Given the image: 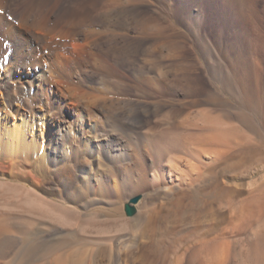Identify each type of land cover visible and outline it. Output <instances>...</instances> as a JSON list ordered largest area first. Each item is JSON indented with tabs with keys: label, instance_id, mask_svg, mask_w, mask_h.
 Returning <instances> with one entry per match:
<instances>
[{
	"label": "bare ground",
	"instance_id": "obj_1",
	"mask_svg": "<svg viewBox=\"0 0 264 264\" xmlns=\"http://www.w3.org/2000/svg\"><path fill=\"white\" fill-rule=\"evenodd\" d=\"M18 1L0 0V199L4 201L17 192L22 199L18 203L0 202V249L10 242H36L46 234L40 225L56 227L51 220L58 221V226L71 223V207H57L40 196L50 188V181H55L68 202H86L87 195H92L90 203L96 217L106 218L99 224L116 225L112 231L119 245L139 249L141 264H264V236L260 232L254 233L247 247V259L239 258L230 238L224 237L232 235L230 225L236 216L249 213V205L232 209L228 193L232 192L230 186H224L225 181L210 190L208 185L204 187L208 179L200 165L210 162L204 169L209 174L217 164L234 159L232 146L223 148L219 144L232 130L228 126L220 132L217 127L220 118L226 119L222 113L192 109L201 103L200 95L194 93L200 88L193 84L197 69L179 58L185 42L204 56L219 57L203 33L208 21L217 31L212 42L232 45L230 38L224 42L221 37L225 30L241 37L247 46L250 15L246 0H31L14 15L11 10L18 9ZM150 8L159 10L161 16ZM88 26L94 29L80 31ZM184 31L191 34L190 39ZM101 46H108L114 56L128 55L131 63H136L139 55L149 62L158 53L161 61L154 65L155 77L143 74L140 81L147 88L164 91L170 88L166 77L173 76L171 91H180L187 83L194 85L190 87L195 90L189 94L191 99L174 110L166 101L141 105L111 98L120 85L103 73L126 66L105 61L103 67H97L94 50L101 51ZM237 60L232 61L230 74L250 93L246 85L252 82L251 64L247 58ZM245 62L248 64L243 65ZM87 67L91 74L85 71ZM230 74L225 73V77ZM207 93L212 99V91ZM149 111L156 121L167 125L153 126ZM119 135L130 139V145L121 143ZM72 168L79 173V186L73 185L78 177ZM188 175L191 178L185 186ZM152 187L156 190L149 192ZM186 187L194 189L193 197ZM145 208L147 211L142 212ZM215 212L219 219L216 224H205L201 219ZM186 218L191 221L185 222ZM93 224L86 222L78 231L53 239V243L62 247L74 239L89 240L86 229ZM222 224L224 238L215 233ZM136 225L139 234L129 238L128 232L136 230ZM99 230L103 235L112 232ZM148 231L153 235L146 241L144 234ZM194 235L195 240H189ZM185 241L186 248L180 249L178 244ZM42 246L31 244L23 258L32 259ZM170 249L172 254L165 255ZM102 252L76 248L68 255L57 254L45 264H84ZM151 257L156 259L151 261ZM108 258V264H112L113 257ZM91 264L102 263L94 259Z\"/></svg>",
	"mask_w": 264,
	"mask_h": 264
},
{
	"label": "rangeland",
	"instance_id": "obj_2",
	"mask_svg": "<svg viewBox=\"0 0 264 264\" xmlns=\"http://www.w3.org/2000/svg\"><path fill=\"white\" fill-rule=\"evenodd\" d=\"M1 1L4 3L5 0H1ZM29 1H31V0H26V1L25 0H21V1L19 0L16 3L17 4L16 7L18 9H16V10L12 9L11 11L15 15L16 14L15 12L17 10H21L23 7H25V5ZM23 3L24 4L26 3V4L23 5ZM246 6H248L247 10H248L249 15H250V17H249L250 18V20H249L250 27L248 29V35L249 36H248L247 46L244 45V42L242 41L241 37H238L234 34L229 35V33L225 32V30H222V29H221L222 31L220 34H221V37H224V39H225L224 42H226L227 38L228 39L230 38L229 40L232 43V45H230L228 42H226V44H227L226 46L224 44L219 46L218 42H216V41L212 42L213 38H211V37H214L216 35L217 31H215L214 28L210 27V24L208 21L205 25L203 33L206 34V36H205L206 40L210 42V49L216 53V56L219 55V57L215 56L216 57V59H215L213 56H204L201 53L194 51L193 44H191V43L188 44L186 42L182 44L183 45L182 47L184 49V51H183L184 53L181 52L182 53V54L180 53L181 56L179 55V58L181 60L187 61L186 63L189 67H193V69L194 68L197 69L196 72H197L198 78H196V80H198V81L195 80L193 84L196 87H200V88H199V91H196L194 93L198 94V96L200 95L199 99L201 100V103L192 109L194 111L195 110H201V109H208V110H211V112H213V113H219V114L222 113V115H225L226 119L220 118L218 120L219 125H217V127L219 126L218 128L220 129V132H223L224 129L226 131V128L228 126H229V128L231 127V130H232L231 131L232 133L230 134L231 136L229 135L231 138L228 136V139H227L226 138L227 136H225L224 140H221L219 142V144L221 147L232 146V150H231L230 154L231 153L234 154V159H232L233 162H232V160L231 161L229 160V161L225 162L224 164H221L223 162L222 161L220 164H217L216 168L209 171V174L206 173L207 171H205L204 169H205V167L209 166L210 162H202L200 166L203 165L204 169H203V167H201V168L203 169L204 175L206 176V180L208 179L207 181H205L203 183V186H204V184H205V186L208 185L207 188L210 190L213 187H215L220 181H225L224 186L225 187L230 186V190L232 192L231 194H233V195H231L230 191L228 192L230 199H231V200L229 199V202L232 206V209L237 208L241 204H248L249 205V208H248L249 213L246 216H242V215H240L238 217L236 216L233 224L230 225V230L232 231L231 236H229L227 238L226 235L224 236L221 234L222 228L225 227L224 224L219 225L217 227L218 230H216V232H215V233H218L217 235H220V236L222 235V237L224 236L227 240L230 238L228 241L232 242L231 243L232 247L235 248L237 254L239 252V254H238L239 258H244V259H247V256H248L247 247L251 244V242H253L254 233L260 232L259 234L264 236V0H246ZM149 11H151L152 13L154 12L155 15H157L158 17L161 16L159 13V10H157V9L150 8ZM11 20H13V18H11ZM90 27L91 28H89V26L87 28L83 27L80 29V31L83 32L84 30L88 31L90 29L91 30L94 29L93 26H90ZM98 31L105 33V29H103V28L102 29L98 28ZM184 32L187 33V38L190 39L191 34L188 33L187 31H184ZM171 41H173V39H171ZM241 41H242V43H241ZM216 47L218 48V50L216 49ZM243 50H245V51H243ZM241 52H243V54ZM94 53L97 55L96 56L97 57L96 58L97 59V67H99V66L103 67L105 65V61H108V62L117 61L120 64L126 66L123 68H114L113 70H108V71L103 73L108 78L116 81L120 85L119 89L116 91L115 95L110 96L111 98H115V99L121 100L123 102H135V103H139L141 105H144V104L151 105L154 103H159L161 101H166L168 103L170 102L171 107L174 108V110H176V109H179L180 104H182L183 102L187 103L191 99L189 97V94L191 92L195 91V90L192 91L190 89V87L194 86L191 83H187L186 85H184V87L181 88L180 91H177V90L171 91L170 88L172 87L171 84H173L172 83L173 79H174L173 76L166 77V81H168L166 83V86L168 85L167 88H169V86H170V88H169V90H164V91L161 88L159 89L158 87L157 88L156 87L147 88L145 83L143 81H140L139 76H143V74L149 78L155 77L156 72L153 69L154 65L156 62L161 61V56L158 53H154L153 57H152L153 59L150 58L151 60H149V62H146L144 60L146 58L143 59V57H141V55H139L137 57L138 61L136 60L137 61L136 63H135V61L133 63H131L132 59L130 60L128 58L129 57L128 55H116V56H114L113 52H110L108 46H101V51L100 50H94ZM225 54L228 55V58ZM248 54H249V56H248ZM7 56H8L7 60H9L11 54H8ZM239 57H241V58H239ZM159 58H160V60H159ZM212 58H213V60H212ZM243 58L244 59L247 58L248 59L247 62L249 64H251V67H252V69H251L252 70V82H249L246 85L248 88L251 89L250 93L245 90L246 88L243 90V87H242L243 85L239 81H237L236 77L232 76L231 75L232 73L230 72L231 68L233 69V65H232L233 62L232 61L237 60L238 62H240L243 60ZM231 59H233V60H231ZM152 60H155V61H152ZM206 60H208V61H206ZM210 60H211V63H209ZM217 62H219V63H217ZM128 63H130V64H128ZM245 64H246V62L243 63V65H245ZM209 65H210L211 69L209 68ZM139 67L141 69H139ZM90 70L91 69L89 67H87V69H85V71L89 72V73L91 72ZM109 72L111 74H109ZM211 73L212 74L214 73L213 74L214 78L212 77ZM225 73L226 74L231 73L230 75H228L230 77H228V76L225 77ZM216 75H219L220 77H222L224 75L222 77L223 80L219 79V77L215 78ZM224 77H225V79H224ZM183 90L184 91L186 90V91L184 92ZM196 90H198V89H196ZM208 90L212 91V96H213L212 99H210L207 96ZM246 93H248V94H246ZM147 115L151 120L152 119L154 120V121L152 120V123H151L153 126H158L160 124H163V126L167 125V122L156 121L154 113L152 111H149ZM220 121H221V123H220ZM227 122L229 124H225ZM133 130L135 132H138L139 129H133ZM118 137H120V139H122L121 143L124 142V145H126V144L130 145V139H126V138L123 139V137L121 138V135H119ZM221 138H223V137H221ZM236 151L242 152V154L239 155L236 153ZM247 154H249V155L247 156ZM185 158L188 159L189 157H185ZM191 162L193 164H195L196 161L191 160ZM222 166H224V167H222ZM221 167H222V169H221ZM223 168H225V169L223 170ZM71 171L75 173V174L73 173L75 175V177L79 176V173L77 171L75 172V170L73 168L71 169ZM193 177H194V175H193ZM187 178L189 179V178H191V176L188 175ZM75 181H76V183H75ZM189 181H190V179L188 181L186 180L185 186L187 185V183H189ZM6 182H8V181H6ZM9 183H11V184H9ZM79 183H80L79 177L77 179L76 178L73 179V185L79 186ZM7 184L17 185V182L9 181ZM56 184L57 183L55 181L54 182L50 181L49 186H47V187H50L51 189L50 188L48 189L46 187L47 189L46 188L45 189L47 190V192L46 193L41 192L42 195L40 194V196L43 199L45 198L44 200H46L50 204L53 203L57 207L61 206L62 208H65L66 210H70V207H71L70 212L72 213V219L74 221L72 220L70 224L62 225V226L60 223V226H58L59 225L58 221H55V223H54V221L51 220V223L53 225L54 224L56 225V223H57L56 227L55 226H48V225H40V228H42L43 231L46 232V234L39 237L36 242L27 241L24 244L23 243L19 244L20 242H18V243L14 242V244H12L13 242H10V244L8 243L7 245H5L3 247V250L0 249V259H1L0 264H41L42 261H43V264H45V263L51 262V260L57 254H59L61 252L62 253L65 252L64 254L68 255L71 252H73L74 250H76V248H77V250L83 251V252L84 251L86 252V250L87 251H94V252L95 251H101L102 252L104 250L106 251V252L104 251V253L102 252L101 254H99V256L98 255H94V256L92 255V257H91L92 259H90V260L87 259L84 264H89V263L91 264L92 260H94V259L99 260V262H101L102 264H108V259H109L108 255H111L113 257V263L112 264H120V263L121 264H125V263L126 264H141L140 263L141 259L139 258V255H140L139 249H136L134 247L131 249H127V247H126L127 244L126 245L125 244L119 245V240L117 239L115 233L112 231L115 229L116 225L99 224L102 220L104 221L106 218L103 215L101 217L99 216L100 219H98L99 217H96L98 215L94 212V210H93L94 206L92 205V203H90V201L92 200L91 198L93 197L92 195H90V194L87 195L86 202L83 200L79 201V202H68L65 199V194L62 193L61 186L58 184L56 185ZM212 184H213V186H212ZM198 185H199V183H198ZM159 186H162L161 182L159 183ZM186 188H187L186 189L187 194L190 197H193L194 196V189L193 188L189 189L188 187H186ZM59 190H61V191L59 192ZM155 190H156L155 187H152L149 190V192H154ZM80 191L86 192L85 189H83L82 187H80ZM206 191H208V190L206 189ZM241 191H243V192H241ZM149 192H147V193H149ZM222 196H223V193L221 194V196L219 195V197H222ZM5 198H4V201H3V198H1L0 202L18 203L19 200L22 199V194L20 192H17L16 194L13 193V195H10V196L5 197ZM10 199H11V202H10ZM112 199H114V200H112ZM112 199L111 200L114 202L118 201L117 198H112ZM124 201H126V198L124 200H122L121 202H124ZM75 203H77V204H75ZM90 204H91V206H90ZM186 204H187V202L184 204V206ZM158 205H160V204H158ZM72 207H74V208H72ZM74 209H75V211H74ZM147 209L146 208L143 209L142 212H146ZM91 211H92V213H91ZM0 217H3V215H1V213H0ZM94 217H96V218H94ZM201 219L203 220V222H205V224H216L217 222H219L217 212L210 214V215H207ZM190 221H191V219H189V218L185 219V222H190ZM86 222L87 223L93 222L94 223L93 226L95 225L94 227L92 226V227H89L86 229V236L89 237V240L82 239V241L81 240L79 241V240L74 239L75 241H72L71 244L64 245L62 247H60L57 243H53L54 242L53 239H57V238L62 237V236H67L73 230L78 231L79 227H81ZM99 229H111L112 232L111 233L108 232L107 234L103 235V232H101ZM135 229L136 230L133 229L130 232H128L129 238H131V237L136 238V236L139 234V230H140L139 225H136ZM87 231H89V232H87ZM132 231L133 232L135 231V232L132 233ZM151 234H152L151 231H148L144 234V238H148V239H145L146 241L151 239L150 237H152V235H153V234L152 235ZM105 237H106V239H105ZM195 237H196V235L190 237L189 240H191V241L195 240ZM99 238H101V239H99ZM97 239H99V240H97ZM35 243H40L41 246L43 245L42 248H40L38 250L39 251L38 254L37 253L34 254L35 256L32 255V259L29 257L23 258L27 249L30 248L31 244H35ZM15 244H18V245H15ZM186 244H188L186 241L183 243H179L178 247L180 249H185ZM21 252H22V254L19 255V253H21ZM171 254H172V249L167 250L165 252V255H167V256H170ZM154 258L155 257H151L150 260L152 261Z\"/></svg>",
	"mask_w": 264,
	"mask_h": 264
}]
</instances>
